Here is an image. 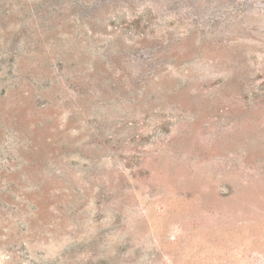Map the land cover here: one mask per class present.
<instances>
[{"label": "rangeland", "instance_id": "1", "mask_svg": "<svg viewBox=\"0 0 264 264\" xmlns=\"http://www.w3.org/2000/svg\"><path fill=\"white\" fill-rule=\"evenodd\" d=\"M0 264H264V0H0Z\"/></svg>", "mask_w": 264, "mask_h": 264}]
</instances>
